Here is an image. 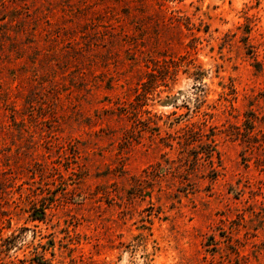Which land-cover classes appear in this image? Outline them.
<instances>
[{
  "label": "rangeland",
  "instance_id": "374dc122",
  "mask_svg": "<svg viewBox=\"0 0 264 264\" xmlns=\"http://www.w3.org/2000/svg\"><path fill=\"white\" fill-rule=\"evenodd\" d=\"M0 264H264V0H0Z\"/></svg>",
  "mask_w": 264,
  "mask_h": 264
},
{
  "label": "trees",
  "instance_id": "16d2710c",
  "mask_svg": "<svg viewBox=\"0 0 264 264\" xmlns=\"http://www.w3.org/2000/svg\"><path fill=\"white\" fill-rule=\"evenodd\" d=\"M253 124V122L250 120V124ZM155 128V127H154ZM249 129H251V128H253V126L252 125H250V127H248ZM192 129V131H193V128H191ZM198 133H200V136H201V138L205 135V133L202 131V128H201V130L198 132ZM211 136L212 135H210L209 137H208V139L209 138H211ZM192 136H190L189 134L185 137V140H186V143L188 142H190V140H195V139H192L191 138ZM200 138V139H201ZM213 139H210V142H208V141H204L202 144H201V149H202V151H199V152H201V153H203L204 155H206V159H208L209 160V162L211 163V164H213L214 163V160H213V155H214V151H215V149H214V147H213V145H212V143H213ZM166 144H168V145H171L170 143H166ZM198 152V153H199ZM198 153L195 155V159H200V157H198Z\"/></svg>",
  "mask_w": 264,
  "mask_h": 264
}]
</instances>
